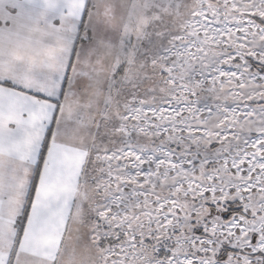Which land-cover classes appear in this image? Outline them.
Masks as SVG:
<instances>
[{
  "label": "snow or ice",
  "instance_id": "obj_1",
  "mask_svg": "<svg viewBox=\"0 0 264 264\" xmlns=\"http://www.w3.org/2000/svg\"><path fill=\"white\" fill-rule=\"evenodd\" d=\"M0 264H264V0H0Z\"/></svg>",
  "mask_w": 264,
  "mask_h": 264
},
{
  "label": "rangeland",
  "instance_id": "obj_2",
  "mask_svg": "<svg viewBox=\"0 0 264 264\" xmlns=\"http://www.w3.org/2000/svg\"><path fill=\"white\" fill-rule=\"evenodd\" d=\"M87 25H85V29L87 30ZM81 37H80V35H78V37H77V39H80Z\"/></svg>",
  "mask_w": 264,
  "mask_h": 264
},
{
  "label": "crops",
  "instance_id": "obj_3",
  "mask_svg": "<svg viewBox=\"0 0 264 264\" xmlns=\"http://www.w3.org/2000/svg\"><path fill=\"white\" fill-rule=\"evenodd\" d=\"M79 35V34H78ZM78 35H77V37H78ZM77 37H76V39H77Z\"/></svg>",
  "mask_w": 264,
  "mask_h": 264
}]
</instances>
